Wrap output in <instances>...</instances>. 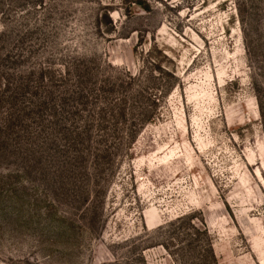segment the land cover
Segmentation results:
<instances>
[{
	"label": "rangeland",
	"instance_id": "1",
	"mask_svg": "<svg viewBox=\"0 0 264 264\" xmlns=\"http://www.w3.org/2000/svg\"><path fill=\"white\" fill-rule=\"evenodd\" d=\"M0 264H264V0H0Z\"/></svg>",
	"mask_w": 264,
	"mask_h": 264
}]
</instances>
